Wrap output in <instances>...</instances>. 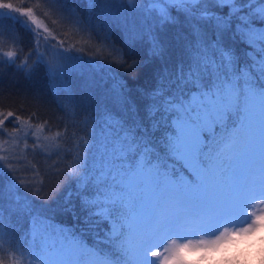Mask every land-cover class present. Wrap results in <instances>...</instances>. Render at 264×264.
Returning a JSON list of instances; mask_svg holds the SVG:
<instances>
[{"label":"snow or ice","instance_id":"6c2138e0","mask_svg":"<svg viewBox=\"0 0 264 264\" xmlns=\"http://www.w3.org/2000/svg\"><path fill=\"white\" fill-rule=\"evenodd\" d=\"M97 2L88 0L89 5ZM136 3L142 7L133 5L132 10L148 22L127 42H146V55L129 61L121 54V61L130 74L159 64L151 74L152 86L137 89L138 101L127 94L126 82L113 80L123 115L106 113L102 129L109 138L99 166H94L93 143L74 190L65 193L66 202L79 200L84 216L76 214L74 204L72 213L84 227L56 223L0 167V241L6 200L10 211L22 203L31 222L20 248L11 249L13 259L17 252H26L32 264L239 259L246 251L239 245L211 249L228 236L257 228L264 218V163H233L264 154V0ZM0 10L18 13L37 30L48 31L31 7L0 0ZM169 26L178 29L175 44L162 38ZM3 55L15 64L18 54ZM30 58H24L25 65ZM148 200L163 210L145 219L142 208ZM101 224L108 226L103 235L96 230ZM53 251L59 256L55 262ZM7 259L0 257V264Z\"/></svg>","mask_w":264,"mask_h":264},{"label":"trees","instance_id":"16d2710c","mask_svg":"<svg viewBox=\"0 0 264 264\" xmlns=\"http://www.w3.org/2000/svg\"><path fill=\"white\" fill-rule=\"evenodd\" d=\"M89 5L88 0H5L17 7H31L46 22L52 36L39 37L35 25L18 13L0 10V167L21 193L56 223L83 228L80 202H66L65 193L75 188L90 145L95 143L94 166H99L109 134L102 121L106 113L123 115L113 92V80L126 82L127 94L139 100L137 89L152 86L151 74L159 62L142 67L137 74L126 71L124 58L143 60L146 42L134 46V37L148 21L134 1L110 0ZM38 5V7H37ZM103 8L105 10H103ZM175 15V13H173ZM137 16V17H135ZM177 28H166L163 39L175 44ZM64 62L52 59L53 48ZM15 50V64L3 53ZM175 60L178 49L173 48ZM31 58L24 64V58ZM134 77V78H133ZM12 112V116H7ZM23 181V184H21ZM43 181V184H41ZM35 192V195L33 194ZM107 224L96 230L103 235ZM31 222L23 204L9 210L5 201L4 238L0 257L7 264H32L25 252L16 253ZM91 242L92 236L88 237Z\"/></svg>","mask_w":264,"mask_h":264},{"label":"clouds","instance_id":"9594fccd","mask_svg":"<svg viewBox=\"0 0 264 264\" xmlns=\"http://www.w3.org/2000/svg\"><path fill=\"white\" fill-rule=\"evenodd\" d=\"M245 241H248L254 246L247 247L244 243ZM236 245H239L242 251L246 250L243 257L223 261L202 259L198 264H264V218L259 221L257 228L241 233L238 236H228L217 242L216 245L212 247L211 251L219 252L222 248H235ZM192 252H195V250H192ZM208 254L209 253L206 251L205 255Z\"/></svg>","mask_w":264,"mask_h":264},{"label":"rangeland","instance_id":"374dc122","mask_svg":"<svg viewBox=\"0 0 264 264\" xmlns=\"http://www.w3.org/2000/svg\"><path fill=\"white\" fill-rule=\"evenodd\" d=\"M134 1L135 0H132L131 4H134L135 3ZM110 3H111L110 0H108V2L104 1V7L109 5ZM103 10H105V9L103 8ZM135 17H137V16H135ZM40 20L43 21L42 19H40ZM43 23L47 27L46 22L43 21ZM37 32L39 33L38 34L39 37L46 36V38H47L49 36H52L51 32H49V31L45 32L43 30V28L37 30ZM58 50H59L58 48L54 47L52 50H48L47 52L51 53L52 59L54 58L55 60H57L59 62H64V60H62L60 58L61 52L58 51ZM233 163L237 167H246L250 163H264V154H259L258 153L254 160L237 158V160H235ZM159 210H163L162 207L159 204H156L153 201L148 200V201L145 202V204H144V206L142 208V216H143V218L147 219L148 217L154 215V213L156 211H159ZM50 255H51V258H52V260L54 262L59 259L58 253L56 251H53L52 253H50Z\"/></svg>","mask_w":264,"mask_h":264}]
</instances>
